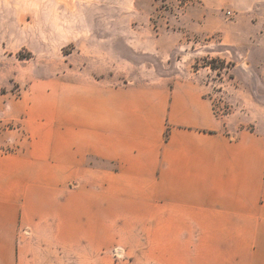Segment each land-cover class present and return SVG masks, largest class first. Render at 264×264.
<instances>
[{
	"label": "crops",
	"instance_id": "0c3cea01",
	"mask_svg": "<svg viewBox=\"0 0 264 264\" xmlns=\"http://www.w3.org/2000/svg\"><path fill=\"white\" fill-rule=\"evenodd\" d=\"M72 96L53 144L24 122L0 152V264H106L108 217L150 264H264L262 126L226 129L189 79Z\"/></svg>",
	"mask_w": 264,
	"mask_h": 264
},
{
	"label": "rangeland",
	"instance_id": "374dc122",
	"mask_svg": "<svg viewBox=\"0 0 264 264\" xmlns=\"http://www.w3.org/2000/svg\"><path fill=\"white\" fill-rule=\"evenodd\" d=\"M250 1L0 0V152L24 122L53 144L87 82L189 79L226 129H264V9ZM126 228L106 218V264H150V234Z\"/></svg>",
	"mask_w": 264,
	"mask_h": 264
}]
</instances>
